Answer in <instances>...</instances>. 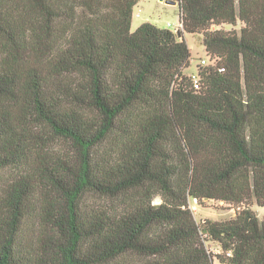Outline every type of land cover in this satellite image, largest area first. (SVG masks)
Segmentation results:
<instances>
[{
  "label": "trees",
  "instance_id": "trees-1",
  "mask_svg": "<svg viewBox=\"0 0 264 264\" xmlns=\"http://www.w3.org/2000/svg\"><path fill=\"white\" fill-rule=\"evenodd\" d=\"M140 1L0 0V264H264V0Z\"/></svg>",
  "mask_w": 264,
  "mask_h": 264
},
{
  "label": "rangeland",
  "instance_id": "rangeland-1",
  "mask_svg": "<svg viewBox=\"0 0 264 264\" xmlns=\"http://www.w3.org/2000/svg\"><path fill=\"white\" fill-rule=\"evenodd\" d=\"M180 19V9L178 5H168L160 0H141L134 10V18L132 23V32H135L141 25L145 23H152L160 28L170 29L172 31L180 30L181 24ZM169 24L172 26L169 27ZM226 30L241 28V23L236 27L233 26H223ZM184 38L187 41L191 52V66L185 71V73L191 74L198 72L197 66L200 64V60L206 59L207 63L209 58L207 57L205 47L203 45L202 36L200 34H184ZM62 149H67V144L59 142ZM93 203H100L106 206H111L113 203L106 201L105 203L99 201L97 198L90 197ZM156 204L160 203V199H156ZM190 207L194 211L195 218L198 222H203L204 220L212 221H225L235 217L236 211L231 206L223 204L217 201H205V203L200 204L196 200H191ZM252 209L257 212L260 219H264V208L259 207L256 203L252 206ZM209 250L215 255L221 254L220 246L215 242L207 243ZM216 264H220L216 260Z\"/></svg>",
  "mask_w": 264,
  "mask_h": 264
},
{
  "label": "built area",
  "instance_id": "built-area-1",
  "mask_svg": "<svg viewBox=\"0 0 264 264\" xmlns=\"http://www.w3.org/2000/svg\"><path fill=\"white\" fill-rule=\"evenodd\" d=\"M171 26H172V25L169 24V27H171ZM207 64H208V63H207L206 59H202V60H200V65L204 66V65H207ZM189 75L191 76V78H192V80H193V82H194L195 87H196L197 89H199V88H200V78H199V74H198V72L191 73V74H189Z\"/></svg>",
  "mask_w": 264,
  "mask_h": 264
},
{
  "label": "water",
  "instance_id": "water-1",
  "mask_svg": "<svg viewBox=\"0 0 264 264\" xmlns=\"http://www.w3.org/2000/svg\"><path fill=\"white\" fill-rule=\"evenodd\" d=\"M160 1L164 2V3L168 4V5H176V3L170 2V1H166V0H160Z\"/></svg>",
  "mask_w": 264,
  "mask_h": 264
},
{
  "label": "crops",
  "instance_id": "crops-1",
  "mask_svg": "<svg viewBox=\"0 0 264 264\" xmlns=\"http://www.w3.org/2000/svg\"><path fill=\"white\" fill-rule=\"evenodd\" d=\"M179 23H180V19H179Z\"/></svg>",
  "mask_w": 264,
  "mask_h": 264
}]
</instances>
